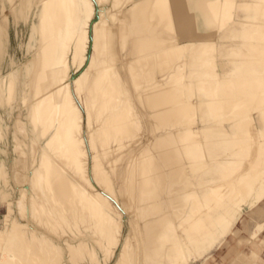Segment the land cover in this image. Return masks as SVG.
<instances>
[{"label":"rangeland","instance_id":"rangeland-1","mask_svg":"<svg viewBox=\"0 0 264 264\" xmlns=\"http://www.w3.org/2000/svg\"><path fill=\"white\" fill-rule=\"evenodd\" d=\"M3 1H4V4H5L8 12H7L6 18L3 19L2 13L0 11V24H1L0 30H2V31H0V40H2V42L0 41V46H2V51L0 53V74H2V75L6 74L9 71H11L13 68L14 98L7 105H5V106L0 105V118H1L2 131H3V140L0 141V165L3 166L2 169L6 171V174L4 177H6L5 180L8 181V182L7 181L3 182L2 180H4V178L0 179V191L12 193V195L7 196L6 199L3 200V198H1L2 195L0 192V231L4 230V228L8 227L10 225V222H11L12 218L14 217V215L16 216L17 215L16 213H18L17 208H13L14 210L10 209L8 211L7 207L5 206L6 205L5 203H7L9 201H11L12 204L16 203V200L20 196L18 189L17 190L15 189L16 186L14 185V181H16L17 175L19 176V171L21 168L20 169L16 168V164H15L16 163V154L13 152L14 141H13L12 137L16 136L17 138H19L22 141V143H20V145H21V149L26 154L24 159H25V162L27 163L28 169L30 168L31 163H32L31 154H30L31 153L30 148L32 149L31 146H34L37 149V153H39V154L42 153V150L46 149V147H44L45 146V139L39 138L37 133H36V130L34 132V130H32L33 127L30 124H28V121H27V117H28V113H29L28 107H29V104L31 102L30 95H31V92L33 91L31 86L30 87L28 86L24 92V95L26 98V103L25 104L22 103L23 85H25V83H31L30 79L32 78L31 76L33 75V71L35 70V66L32 65L31 60L35 56V54L37 53L36 44L38 42L37 41L38 37H37V33L35 32V26H36V23L38 20H37V15L35 12L36 11L35 5H36L38 0H31L28 4H25V5L22 3L17 5L15 14L13 13V11L9 10L10 7H9L8 0H0V7H1V3ZM75 1L76 0H65L64 3H65V5H72L73 6ZM80 1H82V0H78V2H80ZM88 1L89 0H87V1L83 0V5H82L83 7L81 6V9H82V11H85V15H86L85 17L88 18V19L85 18V20H87L88 22H90V21L94 22V24L92 25L93 27L91 26V22L88 23V25L86 24L87 25V28L85 27L86 29H83V30L80 29L81 31L79 30L77 32L78 34H76V36H75L76 40L74 39L72 41L71 39H69L66 41L65 46H67L68 44L72 45L71 42H73V46L69 45L72 48V54L70 53V56L69 55L68 56L70 57V59L74 58V56H75V58H76L75 60H77L76 62H79L81 60L80 58H82L81 56H84V55H85V58L87 59L86 56L92 52L90 50V46H92L93 43L95 42L92 40V39H94L93 37L96 36L97 32H101L100 34H98L101 37V40L99 42L100 44H98V42H97L94 44L95 46H92V47H94V50H95L94 52L96 53V51H97L96 54L94 53L93 58L95 60H97V59L103 60V59L109 57V59L111 58L112 63L114 65H117L119 63V60H121V61L123 60L122 56H124V55H122V54L126 53L127 48H125V51H124L123 45H125V43L123 42L124 39L121 38L120 35L117 36V38H118V41H117L115 34H114V36H108L106 34V32H107L106 29L110 28V30L112 32H116V27L118 30L121 29V27H120L121 25L119 23L117 25V19H119L118 17L121 18V14H120L121 12L120 11H121V8H123L124 6L122 5V3L120 4V2L115 3V6H114V3L110 4V2H111L110 0H101L103 2V3L101 2V4H98V3H100L99 0H94V2H92L93 0H90L91 2L90 1L89 2L91 3V5ZM222 2L224 3V2H226V0H224V1L222 0ZM231 2L232 1H230V3ZM230 3H228L229 5L226 4L227 7L230 6ZM84 4L88 5V6L84 7ZM89 5H90V7H89ZM102 5L103 6L105 5L104 9L106 6H109V5H112L115 8H112L109 12L104 11L105 14H107V15L102 16L101 14H104V12H103L104 9L103 10L101 9V8H103ZM119 5L122 7L117 8V6L119 7ZM194 6L196 7V10H198V8L201 5H196V3L193 2V4H191V7L194 9ZM233 6L232 7L230 6L231 9L230 8H226L227 10L224 9L225 11L221 12L220 15H217L216 19L211 22V24L213 22H215L216 25H214L215 24L214 23V24H212L211 27H208L207 25H205V23L208 22V15H206V13H204V12L198 11L199 13L197 15L200 16L199 22L201 21V23L204 24L203 25L204 26L203 31L198 32L200 34L197 33V36L202 37L201 42H202L203 46H201V48H203V51L202 50H200V51L199 50L198 51L193 50L192 55L194 57H191V55H190V58H189V52H190V48L192 47L191 45L195 44V42H198V37H191L189 35L188 36L187 35L182 36V38L180 39L181 44H179V46H177L176 49L175 48L173 49V47H172V44H174L173 41L176 42V40L179 37L177 38L176 36H170L169 35L167 42H164L162 45H160V49H162V54H161L162 59L165 57L166 58L161 60L162 64L159 65L158 69L160 71H164L163 69L167 68L165 70V71H167L169 69V67H167V66H170V64H171L170 67L175 66V64H173V63H176V65L179 66L173 75V76H175L174 81H176L175 84H174V82H173V84L176 85L175 88L177 87L178 89L172 88V87H174V85L172 84L171 90H169V92L170 91L171 92L169 94L174 93L177 96H179V98L177 96L174 97L175 100L177 99L176 101L174 100V102H175V104L180 103L181 105H184V108H183V110L179 111L180 114L177 111L178 112L177 117H178L179 121L177 119H174V117L177 113V112H174V115H173L174 117H173L171 122H173L172 128L173 129L175 128L174 130H177L176 132L174 131L175 134H180V139H182L184 142V144H183L182 140H180V144L181 145L183 144L185 146V147H183V149H184L183 156L185 155V157H184V159L182 158L181 159L182 161L180 163H178L177 165L179 166V165H183V164L189 162L191 164L192 169H190L188 172H185L184 174L180 173L179 177H178V180H180V182H178V180H177V183L174 185V187H172V189H174V188L180 189L181 188V190H180L181 192L179 191L178 195L181 198H182V196L184 197V199L182 198V200L185 201L187 205L184 204V202L182 204L181 203L182 200L180 201V199L176 201L177 203L174 202L175 204L173 203V206L171 203H169V205H167L168 203H166L164 200H162L163 201L162 203L164 205L166 204V206H165L163 212L162 211L159 212L158 209L154 210V207H153L156 204L155 201L159 202V200H161L160 199L161 194L156 192L157 190L155 191L153 188L151 189V187H148L145 191L142 192L144 194H142L141 192H136L135 194H137V195H134L136 199H132L133 194L129 191V189H127V187L124 185L121 188V186H122L121 183L123 181L124 182L127 181L128 183H129V181H131V179H129L130 177L128 178V180H125L130 175L126 176L124 179V176L122 175V172H121L123 170V168H122L123 164L122 163H123V161H125V162L127 161V157H129V156L131 157L132 154H135L136 150L138 152L139 145L140 146L143 145V144H141V141H143V138H140L141 135L143 134L142 131H144V132L146 131V130H144L145 125H144V123H142L143 120H142V118L140 120V116H139V114L141 115V113H142V108L139 105L138 99H136V94L133 92L132 87H130V86L127 87V85H124L125 89L127 90L125 92L126 93L128 92L127 95L129 98L131 96L130 93L132 92V103H131L132 106L130 105V108L127 107L128 104H126L127 103L126 100L128 101V97L124 93V91H121L119 94V98L121 100V102H120L121 103L120 104L121 109H119V106L117 107L118 109L115 108L116 110L112 109L113 113H115V111H116V113L114 114L115 117H118V116L123 117V118L125 117V123H123V125L121 127H119L121 131L120 130H118L119 132L117 131L118 132L117 136H121V134H122L121 132H123V130L125 128H126L125 131L127 130V128L130 130L127 132V134L124 138L119 137L120 139H117V140L113 139L114 140L113 141V140H111V137H109L110 142H109V140H108V142H109V146H110L109 150L111 151V148H117L118 146L123 145V144L127 145L128 143L132 142L133 140H136L137 138H139L138 144L131 147V149H130L133 151L130 152V150H129V151H127L128 152L127 153L126 152L127 147H125L126 149L123 147H120V148H122L121 150H119V151H121V153H119V151H118V152H115V154L113 153L114 155L109 154L110 156L108 155V157L105 158V157L100 155V153H102L104 151L101 150V147H99L100 145L96 142V141H98L96 139L97 137H94L95 139H93V140H90V138L87 137V140H86V138H83L84 134L81 131L82 134L80 133L78 135L79 137L77 136L80 141L79 140L77 141V139H75V144L77 145L79 143V147L77 148V150H78L77 154L81 158L85 157L87 159V162L85 160L83 162V164L81 165V166H83L86 164V166L82 167V170H84V172L86 174L83 171L78 170L77 179L79 177H80L79 179H82V177L84 179L86 175H89L88 172L90 170H93L97 167L96 168L97 170L100 168V172H102V173L104 172V174H107L108 179L106 178L107 177L106 176L105 182L110 181V183L108 185H110L111 189H113V191H111V189H109V191H108L109 186H107V188H106L107 190H106L105 189V187H106L105 182L104 183L99 182L100 183L99 184L98 181L94 180V178H92V177L90 178V181H88V185L89 184L92 185V186L89 185V187H91V188L93 187L92 191L96 192L97 193L96 195L98 196L97 199L92 203V206L94 207L95 211L99 215L93 214V213L90 214L91 217L93 218L92 221L97 223V225H95V228H97L96 230H98V232L100 233V231H99V230H101L100 228L103 226L106 227L107 224L109 223L108 227L113 232H112V235H111L109 241L105 240V237L102 238L103 239L102 243H104L103 244L104 248H100L99 250H97V252L95 251L93 253H89V254H91L90 257H92V258H90V257H86L87 259L83 258L84 259L83 260L84 262L82 261L83 264L84 263L85 264H113V263L114 264H116V263L117 264H122V263L123 264H264V199L257 202V196H259L257 189L255 191L256 193L253 194L254 196L251 195L252 193L251 194L249 193L250 195L247 194V196H244L246 193L243 194V192H245L244 189H246L244 187L245 183H250L251 181L256 180V184L262 183L264 186V180L261 179L262 182H260V178H262L260 176L263 175V172H264V168H263L264 167V149L259 151L257 149L258 144H255V146H254V141H252L255 136L261 137L260 140H262V138L264 137V133L263 134L260 133V135H259V133L257 131H255L256 129L254 128L252 123H251L252 126L250 123H246V122H248V121L250 122L252 120L251 119L252 115H250V113L254 114V113H256V111H260V109H262L263 111L262 110L261 111L264 112V72H263L264 71V62L262 63V60L256 61L257 63L254 61L255 64L252 63L253 66L257 67V66L262 65L263 69L256 68L255 71L254 70L250 71L249 70V69H251L250 67H253V66L250 64V67L247 66L248 69L246 67L243 68L242 64L248 58H246L245 56H243L241 54V53H243V49L241 47V44H242L243 38H245V37L251 38V41L249 43H246L247 46L252 45V46L256 47L254 49H257V47L259 48L260 46H263V44H264L263 43L264 42V33L261 31V28L258 27V23L255 22L254 19L261 17L264 20V15H263V13L257 14V12H251V15L249 14V19H248V21H251V23L250 22L246 23L245 26H247V28H249V29L247 30V28H246V30H245L244 29L245 26L242 28L241 24H239V25L233 24V20H235L233 17H234L235 12L237 11L236 9H234ZM98 9L100 11H98ZM119 9H120V11H117ZM89 11H91V12H89ZM86 12H87V14H86ZM98 14H100V15H98ZM118 14H120V15L118 16ZM67 15L68 14H66L64 19L67 20L69 23L71 21L74 22L77 20L76 16L70 15L68 17ZM97 15H98V17H97ZM231 16H232V18H231ZM66 17H68L70 19H68ZM205 17H206L207 21L205 20ZM96 18H100L101 20L100 19L96 20ZM216 20H217V22H216ZM245 20H247V18ZM252 21H254V22H252ZM254 23H256L257 26H255ZM209 24H210V22H209ZM249 24H251L252 26ZM89 26H90L91 30H89ZM91 27L95 28L96 31H95V29H92ZM98 28H99V31L97 30ZM233 28L237 29V33L235 32V34H234V32H233V34H231V35L230 34H227V35L224 34V32L227 31V29H233ZM258 28L260 31L258 30ZM85 31H87L88 36L84 35L86 33ZM80 32H83V33L81 34ZM90 34H91V36H89ZM101 34H104L105 37H103ZM70 36H71V34H70ZM86 36L90 37L88 42L91 45L89 43H86L87 45H84L85 42L88 40V38H87V40L86 39L84 40V38H86ZM113 38L115 39L116 42L114 41ZM90 39H91V41H90ZM257 39H258V41H257ZM111 40H113V41H111ZM255 42H257V43H255ZM81 43L85 47L83 45H81ZM119 43H121V45ZM259 43H260V45H259ZM103 44H104V46H103ZM97 45H99V46H97ZM242 46H243V44H242ZM81 47H82V49H81ZM103 47H105V49ZM169 47H172V49ZM85 48L87 51L84 50ZM163 48L166 49V51H167L166 54H164L165 50ZM239 49H240V51H239ZM80 50H82V51H80ZM99 50H102V51H99ZM75 51L77 52L76 55H75V53H76ZM260 51H262V50H260ZM115 52H117L115 55L114 54L111 55V53H115ZM238 52L239 53L241 52V53L239 54ZM258 52H259V49H258ZM172 53H174V54H172ZM259 53H261V52H259ZM259 53H256V55L258 56ZM108 54H109V56H108ZM198 55L199 56L200 55L205 56L206 61H207V63H206L207 65L204 64V66L206 65L207 67L206 66L203 67V65L200 63L201 60L200 59L198 60V58H197ZM262 55H264V54H261V56L259 55V57H262ZM76 56H78V57H76ZM167 56H169L168 57L169 59L167 58ZM115 57H116V59H115ZM256 58H258V57H256ZM186 60H188V61H186ZM246 61H245V63H246ZM177 63L178 64L180 63V64L178 65ZM194 63H195V66L193 65ZM227 63H230L231 64L230 68L232 66L233 68H231V69L234 70L233 72L231 70V73L229 72L230 74L228 73V75H231V76H227V77L225 76L226 78H224L222 76L218 77L216 75V70L218 69L217 65L218 66L222 65L223 66V67H221L222 69H229V68H226L225 64H227ZM240 63H241L242 68L240 67ZM189 64H192L193 67H189V66L187 67V65H189ZM233 64H236V66ZM247 64L249 65L248 61H247ZM61 66H62V68L60 70L64 71V72L62 71V74H61L62 76H60V78L62 77L61 82L58 81L60 79L59 78L57 80V82H55V85L53 86V88L51 87L49 89L52 91L51 93L57 101V107L59 106V108L61 109V111H60V109L58 108L59 112L57 111V114H59L60 112L62 113V109L64 111L65 107L68 108V106H69V109L75 108L77 110L76 111L77 114L79 113V115H81V116H79V117H81L80 118L81 119L80 120L81 126L80 125L79 126L82 127L83 124L84 125L89 124V127H91L90 128V131H91L93 126L96 128L97 125L92 124V123H94L93 117H90V115H88V113H86V111H87V109H85L86 106H84L83 105L84 103L82 102L84 97L86 96L85 94H87L88 89L87 88L86 89L81 88L82 89V91H81V89L76 87V88H74V90L76 92L79 91V94H78V92L76 94L75 93L72 94V92H75V91H73V87H74V85H73L74 81L73 80L75 78L76 79L78 78L77 75H79V72L81 70L78 72V70H75L73 67L72 68L74 70L71 69L70 62L68 64V66H67V64H63ZM215 66H216V68H215ZM115 67L112 68V71L115 70ZM162 67H164V68L162 69ZM234 67H236L235 69L236 70L238 69V70L235 71ZM66 68H69V71H67L65 73V71L68 70ZM188 68H190L189 71H188ZM242 70H244V71L246 70L245 73ZM241 71L243 73H241ZM186 72L188 73L187 76H186ZM66 74H67V76H65ZM91 78L93 79L92 82H94L95 85L96 84L106 85V87L101 91H102V93H105V91L109 92L110 97L109 96L107 97L108 100L110 99L112 101L117 97V94L115 93V91H111L112 85L109 84L110 77L108 79V75L106 73L104 74V76H93ZM102 78H103V80L101 81ZM104 78L106 80L107 79L108 80L106 81ZM249 79H252V80L253 79L260 80L261 79V81L256 83V84H252L251 82H248ZM62 80H64V81L62 82ZM117 82L121 83L122 81L118 79ZM237 82H238V84H237ZM234 83L236 84V86ZM249 83H251V85H253V86H251ZM107 84H109V85H107ZM218 84H220V85L222 84V85L220 86ZM226 84H227V87H226ZM68 85L70 87V89H69L70 91L67 90ZM237 85H238V87H237ZM240 86L242 88V90L239 89L240 92L242 91L241 94L238 91V88ZM82 87H85V86L82 85ZM234 87L237 88V90L236 89L233 90ZM71 88H72V90H71ZM130 90H132V91H130ZM174 90L177 92H174ZM69 93H70V95H69ZM111 93H113V94H111ZM181 95L184 98H182ZM70 97L72 100L69 101L68 99ZM3 99H4V93H2V100ZM198 100L206 101L207 105L208 104L211 105V103H212L211 107H214L215 109H212V108L207 106L206 110L203 111L201 114V112H199L198 106H196V103H198ZM250 100H252L255 105L253 104V102L251 105ZM181 101H182V103H181ZM216 102H218V104H215ZM122 103H124L123 106H121ZM249 105H251L252 107L254 106L256 109L254 107L253 108L249 107ZM250 109H252V110H250ZM124 112L125 113L130 112V113L125 114ZM132 113H133V115L135 114L133 119H135V118L136 119L134 121L139 122L138 125L136 124L137 127L134 125V122L131 123V120H133V119H132V117H130L131 116L130 114H132ZM19 114H20V119H21L19 121H23V123L25 124L26 129L28 131V137L27 138L22 137V135L19 134L18 132H16V129H15L14 121H15V119H17V116ZM107 114H109V112H107ZM85 116H87V117H85ZM234 116H238L240 121L237 125V127H238L237 129H236V126L234 128H232L234 130L236 129L235 130L236 134L234 132L235 135L231 133L232 136L231 135L229 136L232 129L227 130V128L231 124L230 121H233L232 118ZM91 118H92V120H91ZM126 118H127V120H126ZM138 118H139V120H138ZM86 119H87V121H86ZM84 121L86 122V124ZM129 121L131 124L129 123ZM105 123L107 125H105ZM160 123H164V120L163 121H159V120L155 121V124L158 127L155 125L154 131L155 130L156 131L152 132V133H154L151 135L152 137L155 135H159L162 132L160 130H162L164 124H160ZM239 124H241L240 126L243 127L242 129H241V127H239ZM242 124H243V126H242ZM245 124L247 126H245ZM103 125H104V127L105 126L107 127V129L105 128V132H107L108 128H110V127H117V126H113V125H116L114 122L109 123V121L104 122ZM126 125H129V126H126ZM79 126H76V128L79 129L80 128ZM213 126H214V128H213ZM220 126H222V127H220ZM250 126H251V128H249ZM122 127H123V129H122ZM202 127H205V128L210 127L209 128L210 130L206 129V131H207L206 132L205 130H202ZM136 128H137V130H136ZM157 128L159 129L160 132L158 131ZM211 128H213V129H211ZM244 128L247 131L246 130L244 131ZM173 129H172V131H173ZM198 129L199 130L201 129L202 133ZM234 130H232V131H234ZM239 130L242 134H239L240 133V132H238ZM242 130L244 132H242ZM187 131L190 134H187L186 133ZM218 131H220V134L223 133L222 135H224V137L221 136L223 138H221V137L218 138V136L216 135L217 133H219ZM224 131L225 132L229 131V133H225ZM108 132L113 133V131H108ZM184 132L187 135V137L184 134ZM255 132H257V133H255ZM119 133H121V134H119ZM145 134L149 135L147 132H145ZM200 134H202V135H200ZM226 134H228L227 136H229V139L227 138V136H225ZM236 135H238V136H236ZM80 136H81V138H80ZM135 137H136V139H135ZM201 137H202V145L204 143V147L202 145H199V144H201L200 143ZM196 139H198V141H195ZM263 140H264V138H263ZM76 141H77V143H76ZM149 141L150 142L152 141L153 142V143L151 142L152 144L155 143L153 138L151 140H148V142ZM206 141H209V142H206ZM146 142L147 141L143 142V143H145V145H143V146L147 145L146 147L148 149L146 147L145 148L147 150H145V148L143 150L141 149V151H145V152L138 156V157H140L139 158V164L141 162V165L145 164V163L152 162V160L155 158V154H157V152L160 151V149L159 150L155 149L154 145L152 147L151 143L149 144ZM85 143H87V144L85 145ZM210 143H212V144H210ZM232 143H233V145H232ZM245 144H246V146H245ZM247 144H249V145H247ZM245 147H246V151L244 150ZM120 148H118V149H120ZM150 148H153V149L150 150ZM226 149H230V151L229 150L226 151ZM233 149L235 151H233ZM98 150L99 151L101 150L100 153ZM148 150H150V151H148ZM192 150H195V152ZM86 152H88V153L86 154ZM154 152H155V154H154ZM186 152L190 155V157H188L189 155ZM192 152H194V153L192 154ZM225 152H228V155L225 154ZM82 153L84 155L86 154V156H84ZM204 153H205V155L202 156V154H204ZM230 153H232V154H230ZM48 155H49L50 159H53V161L56 159L54 157L53 152L48 151ZM223 155H224V157H223ZM229 155L231 156V157H229L231 159L227 158ZM193 156H195V157H193ZM220 157H223V158H220ZM185 158H186V161L184 162ZM187 158H189L190 160ZM92 159H93V161H92ZM218 159L222 160V163ZM223 159L226 161H224ZM227 160H229V161H227ZM95 161H96V164L94 167ZM179 161H180V158H179ZM217 161H218L217 167L214 168L215 171L213 170V173L210 171L207 174L206 171H207L208 165L215 164ZM98 162L100 163V165L98 164ZM219 162L222 165H220ZM224 162H227V164L225 163L227 166L224 164ZM223 164L226 167L225 166L222 167ZM88 166H89L90 170H88ZM219 166H220V168L221 167L222 168L220 169ZM66 167H64V168H66ZM166 168L167 167H165V170H166ZM23 169L26 170V167L25 168L23 167ZM85 169L88 172H86ZM140 169H141L140 172L136 171L133 176H136L139 179L146 177V176H149L148 173H144V171H146L148 169L145 170V168L143 169L142 167ZM249 169H251V170H249ZM65 170H66V172H68V167ZM223 170H225V171H223ZM192 171H194V175H192V173H193ZM189 172H191V173H189ZM139 173H140V175H139ZM152 173H150V176ZM206 174L208 176H205ZM209 174H211V175H209ZM241 174H244L245 176L241 175ZM119 176H121V177H119ZM190 176H192V177H190ZM203 176H205V177L203 178ZM136 177H134V178H136ZM221 177H223V178L221 179ZM224 177H227V178H224ZM184 178H186L188 180H186ZM189 178H191V179L189 180ZM219 178H220V180H219L220 183L218 182ZM235 178H236V181H235ZM248 178H249V180H248ZM106 180H108V181H106ZM221 180H223L222 183H221ZM216 181H217V185H213L214 182L216 184ZM5 183L10 185V186H5L6 185ZM25 183H28V181ZM95 183H97V185ZM232 183H233V185L231 186ZM101 184L103 186H101ZM177 184H179V185H177ZM43 187L40 186L39 189H41V191L39 190L40 191L39 193L40 194L42 193V195L44 197H46L45 194H47L48 192L50 193V191H49L50 189H48L47 186H43ZM45 187H46V189H45ZM236 187H238V188H236ZM12 188H13V190H12ZM42 188H43V190H42ZM231 188L234 190H232ZM47 189H48V191H46V193H45L44 191ZM99 189H101V190H99ZM229 189H230V191H228ZM104 190H106V191H104ZM151 190H153V191H151ZM110 191L113 192L114 194H110ZM247 191H248V189L246 190V192ZM98 192L99 193L101 192L100 195ZM215 193H217V194L220 193V194L217 196V195H215ZM240 193H242L243 195ZM173 194L175 195V193L171 192L170 196L173 197ZM196 194L198 196V199H196V197H195ZM164 195H163V197H164ZM211 195H213V196H211ZM232 195H234L236 197L233 196L234 197L233 198ZM139 196H141V199ZM74 197H76L75 201H78V202L80 201L79 202L80 204H81V200L84 201V199H82V198L79 199V197L76 195ZM211 197H214V198H211ZM243 197H246V198H243ZM249 197H252V198H249ZM210 198L215 200V201H213V200L210 201ZM219 198H221V199H219ZM225 198L228 199V200H225V203L227 201L226 204L235 200L234 203L235 202L237 203V204H235L236 206L241 205L240 209H239V207H237L239 209L238 210L236 208V206L233 205L234 204L233 202L230 203L231 205L228 204V205L224 206L225 203L222 204L223 203L222 199L224 200ZM253 198H254V200H256L255 203L252 200ZM195 199H196V201H195ZM249 199H250V201H249ZM109 201H110V203H109ZM179 201H180L179 205L181 204L180 206L178 205ZM228 201H230V202H228ZM248 201H249V204H251V203L252 204L254 203V204L249 205ZM136 203L137 204L141 203V204H140V206H138ZM193 204H194L195 208L192 207ZM219 204H221L220 207H219ZM45 205H46V203H45ZM47 205H51V203L49 204L47 202ZM111 205H113L114 207H111ZM170 205L173 208H171ZM175 205H176V207H175ZM183 205H184V207L187 206L186 208H184L186 210H183ZM134 206H136V207L138 206V207L133 209ZM190 206H191V208H189ZM211 206H212V208H211ZM221 206H222V209H221ZM233 206H235V207H233ZM259 206L262 208L261 212L258 213L257 215L256 214L253 215L251 212L256 211L255 209ZM180 207H181V210H183L185 213L183 211H182V214L180 213L181 212V210H179ZM218 207H219V209H218ZM166 208H167V210L165 211ZM170 208H171V211H173L174 213L170 211ZM176 208H177V210H179V212L175 211ZM196 208L198 209V211L195 210ZM111 209H113V210H111ZM136 209H137V211H135ZM138 209H140V211ZM191 209H192V212L194 211L193 213H191L193 215H190V213H188V212H191ZM168 210H169V212H168ZM79 211H78V213H79ZM84 211L85 210H83V213H82V211L80 212L83 216L85 215ZM144 211L147 212V214ZM151 211H152V215H151ZM105 212L107 213V215L105 214ZM149 212H150V214H149ZM176 212H178V213L176 214ZM85 213H86V211H85ZM134 213H135V216H134ZM143 213H144V215H143ZM156 213H157V215L159 213L158 216H160V213L161 214L165 213V218H161L160 224H159L158 237L160 239L156 238L157 239V241L155 243L156 245L153 247L152 251L144 252L141 250L142 246H143V240H142L143 235L141 234L139 228H141V225L145 221H148L152 217H153L152 219H154V217L156 218L157 217ZM169 213L170 214L172 213L173 215L172 214L170 215ZM186 213L188 215H186ZM195 213H197L196 214V215H198L197 218L200 219V220L198 219V221L199 222L201 221L200 222L201 224L199 222L196 223L197 222L196 218H195L196 222L193 223L194 217H196ZM81 214L78 217L79 219H80ZM174 214L179 215L180 218H181V215H183L181 218L182 221H181V219L176 217V215H174ZM169 215H170V217H169ZM184 215H186L185 218H184ZM83 216H81V217H83ZM100 216H101V218H100ZM109 216L111 218H109ZM191 216H193V220H192ZM126 217H128V218H126ZM133 217H136L137 219H135ZM174 217H175V219H174ZM189 217H190L191 221L188 220ZM168 218H170V219L168 220ZM111 219H113V220H111ZM134 219H135V222L133 221ZM141 219L144 221L140 222ZM177 219L180 221H178ZM101 220H102V222H101ZM137 220L139 222H137ZM130 221H132V222H130ZM21 222H23V221H21ZM79 222L81 224L82 221L76 220L77 224L75 223L77 225L76 227L78 228V229H76V230H78L77 234H81V232L82 233L84 232V230L82 229L83 223L81 224L82 226L80 227V224H78ZM180 222L182 224H180V226H179L178 224ZM137 223H138V225H137ZM202 223L204 225H202ZM190 224H192V225H190ZM198 224L200 226H202L204 229V230H202L203 233L201 232V234H202L201 236H200V234H198V235L196 234V232L198 233L199 229L201 228V227L199 229L196 228L198 226ZM32 225H34V224H32ZM113 225L116 226L115 230H114ZM136 225L138 226V231H137ZM98 226L99 227L101 226V227L99 228ZM132 226H134V227H132ZM162 226H163V228L166 226L164 228V230L162 228L163 231L161 230V232L163 234H161V232H160V229ZM184 226H185V228H184ZM186 226H189V227H186ZM192 226H193V228H192ZM204 226L209 227V229L206 228V230H205ZM119 228H121V229H119ZM182 228L183 229L189 228V230L194 229L192 231V233H194L197 236L195 237V235H191L194 238L193 239L191 238L190 240L188 239L186 241V239H185L186 236H184V235L180 236L179 235V234H183L185 231H187V230H182ZM70 229H71V227H70ZM74 229L75 228L72 226V229L70 231L66 232V235H68L67 238H70V236L72 237L71 234H75L76 230L74 231ZM201 229H200V231H201ZM65 230H66V228H65ZM116 230L118 231V234L115 232ZM71 231H73V233H71ZM123 231H125V232H123ZM181 231H182V233H181ZM98 232H96V233L99 236ZM186 234H187V238L190 237V236H188L189 233H186ZM190 234H191V231H190ZM160 235H162V236H160ZM54 236L52 234L49 235L50 238H54ZM119 236H121V237H119ZM0 237H1V235H0ZM80 237H81V235H80ZM182 237H185V238H182ZM198 237H200V238H198ZM67 238H65V239H67ZM118 238L120 239V241L118 240ZM180 238H182V240H180ZM144 239H145V237H144ZM54 240H56V242L58 244H59V242H61L60 241L61 239L57 238V237H55ZM176 240L178 241V243L180 242L181 245L180 244L177 245ZM184 240H185V242H184ZM88 241H89L88 242L89 244L92 243V239L88 240ZM108 242L111 244H109ZM115 242H116V244H115ZM184 243H185V245H183ZM113 244H115V246ZM59 246H63V244H60ZM121 246L124 247L125 249H121L122 251L121 250L119 251L118 248H120ZM158 248H159V250H158ZM164 248H166L165 249L166 251L164 250ZM173 249H174V251H173ZM139 250H141L143 255L140 253ZM155 251H158V255H157V252H155ZM64 252H65V250L62 249V253H64ZM87 252H89V250H85V251L83 250L82 254H81V252H80V254L79 253L78 254L79 255L84 254V256H85L88 254ZM121 252H123V254ZM160 252H163V253L161 254ZM171 252H173L172 255L174 254L176 256L173 257L174 256L173 255L170 257L169 255H171ZM239 253H241V254H239ZM111 254H113V255H111ZM144 254H148V255H144ZM121 256L122 257L124 256L123 259ZM163 256H165V259ZM91 259H92V261H91ZM67 263L68 264H70V263L76 264V262L73 263L69 260L67 261ZM80 263L81 262H79V264Z\"/></svg>","mask_w":264,"mask_h":264},{"label":"bare ground","instance_id":"bare-ground-1","mask_svg":"<svg viewBox=\"0 0 264 264\" xmlns=\"http://www.w3.org/2000/svg\"><path fill=\"white\" fill-rule=\"evenodd\" d=\"M30 1L31 0H8L9 7H10L9 10L13 11V13L15 14L17 5H19L21 3L25 5V4H28ZM64 1L65 0H38L36 5H35V7H36L35 12L37 15V20H38L36 23V26H35V32L37 33V37H38L37 41L38 42L36 44L37 53L35 54V56L31 60L32 65L35 66V70L33 71V75L31 76L32 78L30 79L31 83H25V85H23L22 103L23 104L26 103V98H25L24 92L28 86L29 87L31 86L33 91L31 92V95H30L31 102H30L29 107H28L29 113H28L27 121H28V124H30L33 127L32 130H34V132L36 130L38 137L45 139V146L44 147H46V149L42 150V153L39 154V153H37V149L34 146H31L32 147V149L30 148L31 153L30 152L29 153L31 154L32 163H31L30 168L28 169L27 163L25 162V159H24L26 154L21 149V145H20V143H22V141L19 138H17L16 136L12 137L13 141H14L13 152L16 154V163H15L16 168H19V169L21 168L19 171V176L17 175L16 181H14V185L16 186L15 189L16 190L18 189L20 196L16 200V203L12 204L11 201L5 203L6 204L5 206L7 207L8 211L10 209L14 210L13 208H17L18 213H16L17 214L16 216L14 215V217L12 218V220L10 222V225L8 227L4 228V230L0 231V235H1V237H0V264H66L68 260L73 262V263L76 262V264H79V262L82 263V261L86 257L91 256V254H89V253H93L95 251L97 252V250H99L100 248H104V245H103L104 243H102L103 242L102 238L105 237V240H107V241L110 240V237H111L113 231H111V229L108 227L109 223L107 224L106 227L103 226L104 228L101 226H100L101 227L100 228L98 226L101 229V230H99L100 231V233H99L98 230H96L97 228H95V225H97V223L92 221L93 218L91 217L90 214H92V213L98 214L95 211L94 207L92 206V203L97 199L98 196L96 195L97 194L96 192L92 191L93 187L91 188V187H89L90 184L88 185V181H90L91 177L94 178V180L98 181V183L99 182L104 183L105 179L106 178L108 179V176H107V174H104V172L103 173L100 172V168L97 170L96 169L97 167H96L95 169L90 170L89 166H88V170H90V171L88 172V171H86V169H85V171L88 172L89 175H86V176L84 175L85 176L84 179H83V177H82V179H79L80 177L77 179L78 170H81L84 172V170H82V167L86 166V164L83 166H81V165L83 164V162L85 160L87 162V159L85 157L81 158L77 154V152H78L77 148L79 147V143L76 145L75 139H77V141L79 140L78 135L81 133V131L84 134L83 138H86V140H87V137H89L90 140H93V139H95L94 137H97L96 139L98 141H96V142L100 145L99 147H101V150L104 152L100 153L101 150L100 151L98 150V151H99L100 155L105 157V158H107L109 154L110 155L113 153L115 154V152H118L119 150H121L122 148H120V147H123V148L127 147V150H126V152H127L131 149V147L138 144L139 138L136 139V137H137L136 136L135 137L136 140H133L132 142L128 143L127 145L123 144L124 146L120 145L117 148H111V151L109 150L110 149V146H109L110 138L109 137H111V140H113V139L117 140V139H120L121 137L124 138L126 136L127 132L130 130L127 128V130L125 131V129H126L125 128L123 130V132H121L122 134L119 133V134H121V136H117L118 135L117 133L119 132L118 130H120L119 127H121L123 125V123H125V117L124 118L120 117V116L115 117V115H114L116 113L115 108H117L119 106V109H121L120 108L121 100L119 98L120 92L124 91V93L126 95L128 93V92L127 93L125 92L127 90L125 89L124 85H127V87L128 86L132 87L133 92L136 94V99H138L139 105L142 108V113H141L142 116L139 114L140 120L142 118V120H143L142 123H144V125H145L144 130H146L145 132H147L149 135H146L145 132L142 131L143 134L141 135L140 138H143V141H141V144L145 145V143H143L145 141H147L146 143L150 144L152 141L148 142V140H151L153 138L155 143L154 144H152L153 142L151 143L152 147L154 145V148L157 150L160 149V151H158L157 154H155V152H154L155 158L152 160V162L145 163V164L141 165V162L139 164V158L140 157H138V156L145 152V151H141V149L143 150L147 145L146 146L142 145L143 147L139 145L138 152L136 150L137 153L135 152V154H132L131 157L130 156L127 157V161L126 162L123 161V163H122L123 164L122 165L123 170L121 172H122V175L124 176V179L126 176L130 175L125 180H128V178L130 177L129 179H131V181H129V183L127 181H125V182L123 181L121 183L122 184L121 188L123 187V185L126 186L127 189H129V191L133 194L132 199H136L134 196V195H137V194H135L136 192L142 193L148 187H151V189L153 188L155 191L157 190L156 192L161 194V196L159 195L161 198L158 196L161 200H159V202L155 201L156 204L153 207H154V210L158 209L159 212L160 211L163 212L164 208L166 206V204L164 205L162 203L163 202L162 200H164L166 203H168L167 205H169V203H171L173 206V203L176 202L177 200L180 199V201H181L182 198L184 199L183 196L181 198L178 195L181 188L180 189L179 188L172 189V187H174V185L177 183L179 174L180 173L184 174L185 172H188L190 169H192L191 164L189 162L185 163L183 165H179V166L177 165L178 163H180L182 161L181 159L182 158L184 159V157H185V155L183 156V154H184L183 147H185V146L183 145L184 144L183 140L180 139V134H175V132L177 130H174L175 128L174 129L172 128L173 122H171L173 117H174L173 116L174 112H177V111L179 112L180 110H183V108H184V105H181L180 103L175 104L174 97L177 96L176 94H174V93L169 94L171 92V91L169 92V90H171L173 82H174V84L176 82V81H174L175 76H173V75L179 66H177L176 63H173V64H175V66L170 67L171 66V64H170V66H167V67H169V69L167 71H165L167 68L163 69L164 67H162V69L165 72L160 71L158 69L159 65L162 64L161 60L166 58L165 57L162 59V55H161L162 49H160V45H162L164 42H167L169 35L170 36H176L177 38L178 37L179 38L176 40V42L173 41L174 44H172L173 49L174 48L176 49V47L179 46V44H181L180 39L182 38V36H185V35L188 36L189 35L191 37H198V42H195V44L191 45L192 47L190 48L189 58H190V55H191V57H194L192 55L193 50H197V51L202 50L203 51V48H201V46H203L202 42H201L202 37L197 36V33L203 31V29H204L203 25L204 24H202L201 21L199 22L200 16L197 15L199 13L198 11L204 12V13H206V15H208V22L205 23V25H207L208 27H211L212 24L215 23V22H213L211 24V22L216 19L217 15H220L221 12L225 11L224 9H226V8L231 9V7L233 5H234L233 6L234 9L237 10L234 14V17H233L235 19V20H233V24L234 25L241 24L242 28L246 25V23H248V22L251 23V21H248L249 14L251 15V12H257V14L263 13V15H264V0H234V1L233 0H226V2H224V3L222 2V0H110L111 1L110 4L114 3V6H115V3L120 2V4L122 3V5L124 7L121 8V11H120V9L117 10V11L121 12L120 13L121 18L118 17L119 19H117V25L119 23L121 25L120 26L121 29L118 30L116 27V32H112L110 30V28H108V29H106V31H107L106 34L108 36H114V34H115L116 38L118 35H120L121 38L124 39V41L122 39L121 40L126 45L125 46L122 44L124 46L123 47L124 51H125V48H127L126 53L121 49L125 53V54H122V55H124V56H122L123 60L122 61L119 60V63L117 65H114L112 63L111 58L109 59V57H107L103 60H98V59L95 60L93 58L95 50H94V47H92V46H95L94 44L97 42H98V44H100L99 42L101 40V37L98 34H100L101 32H97L96 36L93 34L95 37H93L94 39H92V40L95 42L93 43L92 46H90V50L92 52L86 56L87 59L85 58V55L81 56L82 58H80L81 60L79 62H76L77 60H75L76 59L75 56H74V58L70 59V57H69L70 53L72 54V48L70 46H73V42H71L72 45L67 43L68 45L65 46L66 41L69 39H71L72 41L74 39L76 40L75 36H76V34H78L77 32L80 29L81 30L86 29L88 23H90V22H91V26H92L94 24V22H92V21L88 22L87 20H85V18H86L85 17L86 16L85 11H82V9H81V6L83 5V0L80 2H78V0H76L73 6L72 5H65ZM84 1H87V0H84ZM230 1H232L231 2L232 4L230 3ZM92 2H94V0ZM99 2L100 3H98V4H101L102 1L99 0ZM193 2L196 3V5H201L198 8V10H196L195 6H194V9L191 7V4H193ZM228 3H230L231 7L230 6L227 7L226 4H228ZM90 5H91V3H90ZM90 5H89V7H90ZM85 6H88V5L84 4V7ZM104 6H103V8H101L102 10L104 9ZM120 7H122V6H120V5H119V7L117 6V8H120ZM112 8H115V7H113L112 5L106 6L105 9L103 10V12L104 11L109 12ZM6 10L7 9H6V6H5L4 1H3L1 3V7H0V11L2 13L3 19H5L7 16L8 10L7 11ZM98 11H100V10L98 9ZM89 12H91V11H89ZM105 12H104V14H101V15L102 16L107 15V14H105ZM66 14H68L67 15L68 17L70 15L76 16L77 20L75 19L76 21H74V22L71 21L69 23L67 20L64 19ZM86 14H87V12H86ZM120 14H118V16ZM98 15H100V14H98ZM98 15H97V17H98ZM68 17H66V18H68ZM100 18H96V20H98ZM231 18H232V16H231ZM246 18H247V20H245ZM68 19H70V18H68ZM86 19H88V18H86ZM205 20H206V17H205ZM254 21L258 23V27H260L261 31L264 33V27H263L264 26V20H263V18L258 17L256 19H254ZM254 21H252V22H254ZM209 22H210V24H209ZM216 22H217V20H216ZM254 24H255V26H257L256 23H254ZM214 25H216V23ZM249 25H251V24H249ZM0 26H1V24H0ZM99 28L97 29L98 31H99ZM246 28H247V26L244 27L245 30H246ZM92 29H95V28H92ZM248 29L249 28H247V30ZM89 30H91L90 26H89ZM258 30H259V28H258ZM0 31H2V30H0ZM95 31H96V29H95ZM85 32L86 33L84 35H87V31H85ZM233 32H234V34H235V32L237 33V29H235V28L227 29V31H225L224 34H226V35L230 34L231 35V34H233ZM80 33L82 34L83 32H80ZM70 34H71V36H70ZM198 34H200V33H198ZM101 35L103 37H105L104 34H101ZM87 36H86V38H84V40L85 39L87 40V38H88V40L86 42L84 41L85 42L84 45H87L86 43H89L88 41H89L90 37H87ZM89 36H91V34ZM0 41L2 42V40H0ZM90 41H91V39H90ZM111 41H113V40H111ZM114 41H115V39H114ZM117 41H118V38H117ZM250 41H251V38H247V37L243 38V40H242L243 46L241 44V47L243 49V53H241V52L240 53L243 56H245L246 58H248L246 60L249 62V65H248L247 61L245 60L246 61V63H245V61L243 60L244 61V63L242 64L243 68H245V67L247 68V66L250 67V64L252 65V63H254V61L256 62L258 60H262V63L264 62V55H262V57H259V55L261 56V54H264V44H263V46H260L261 48L257 47V49H254L256 47H254L252 45L251 46L246 45V43H249ZM257 41H258V39H257ZM255 43H257V42H255ZM119 44L121 45V43H119ZM81 45H83V44L81 43ZM259 45H260V43H259ZM97 46H99V45H97ZM103 46H104V44H103ZM172 47H169V48L172 49ZM103 48L105 49V47H103ZM81 49H82V47H81ZM163 49L165 50V51L163 50L164 54H166L167 53L166 49L165 48H163ZM258 49H259V52H261V53L258 52ZM84 50L87 51L86 48ZM260 50H262V51H260ZM1 51H2V46H0V53H1ZM80 51H82V50H80ZM99 51H102V50H99ZM239 51H240V49H239ZM96 53H97V51H96ZM116 53L117 52L111 53V55H113V54L115 55ZM256 53H259L258 56L256 55ZM76 54H77V52L75 53V55ZM172 54H174V53H172ZM108 56H109V54H108ZM255 56L258 57L259 59L256 58ZM76 57H78V56H76ZM168 57L169 56H167V58ZM197 58H198V60L199 59L201 60L200 63L203 65V67H205L207 65L206 64L207 61H206L205 56H203V55L199 56L198 55ZM115 59H116V57H115ZM186 61H188V60H186ZM69 62H70L71 69L74 68L75 70H78V72L81 70L79 72V75H77L78 78L76 79L74 77L75 79L73 80L74 81L73 82L74 83L73 84L74 85L73 91H75L74 88H76V87L79 89H81V88H83V89L87 88L88 89V91L86 90L87 91V94H85L86 96L84 97L83 101L82 100L81 101L84 103L83 105L86 106L85 107V109H87L86 113H88V115H90V117H93L94 123H92V124L97 125L96 128L93 126L91 131H90L91 127H89V124H86L85 121L84 122L86 125L83 124V126L80 127L81 126L80 125L81 124V122H80L81 117H79V116H81V115H79V113L77 114V112H76L77 110L75 108L70 107L71 109H69V106H68V108H66V107L64 108L65 109L64 111L62 109V113L60 112L59 114H57L59 106L57 107V101L53 97V95L51 93L52 91L49 90L51 87L53 88V86L55 85V82H57V80L60 78V76H62L61 74H62L63 70L62 71L60 70L62 68L61 65L67 64V66H68ZM241 63H240V67L242 68ZM204 64H206V65L204 66ZM236 64H233V65L236 66ZM193 65L195 66V63ZM225 65H226V68H229V69H222L221 68V67H223L222 65H220V66L217 65L218 69L216 70L215 69L216 66H215L214 69L216 70V75L218 77L222 76V77L226 78L227 76H231V75H228L229 72L231 73V70H232V72L234 71L233 69H231V68H233L232 66L230 68V65H231L230 63H227ZM188 66L193 67L192 64L187 65V67ZM113 67H115L114 71H112ZM235 68L236 67H234V69ZM250 68H251V69H249L250 71L251 70L255 71L256 68L263 69V66L262 65L257 66V67L253 66ZM66 69H68V70H66L65 73L67 71H69V68H66ZM189 70H190V68H188V71ZM237 70L235 69V71H237ZM242 71H244V70H242ZM242 71H241V73H243ZM245 71H244V73H245ZM105 73L108 75V79L110 77L109 84L112 85L111 91H115V93L117 94V97L116 98L114 97L115 99L112 101L110 99L109 100L107 99L108 96L110 97L109 92L105 91V93H102V91H101L106 87V85H102V84L101 85H98V84L95 85V83L92 82L93 79L91 77H93V76H104ZM187 74L188 73L186 72V76H187ZM65 76H67V74ZM13 77H14L13 68L11 71H9L6 74H3V75L0 74V105L5 106L10 101H12L14 98ZM61 79H62V77L58 81L61 82ZM118 79L121 80L122 82L118 83L117 82ZM102 80H103V78L101 79V81ZM63 81L64 80H62V82ZM260 81H261V79L260 80H257V79H253V80L249 79L248 80V82H251L252 84H256ZM251 83H249V84L251 85ZM109 84H107V85H109ZM237 84H238V82H237ZM82 85L85 87H82ZM218 85H220V84H218ZM175 86L176 85H174V87H172V88H175ZM235 86H236V84H235ZM251 86H253V85H251ZM226 87H227V84H226ZM237 87H238V85H237ZM69 89H70V87L68 85L67 90H69ZM235 89L237 90V88L234 87L233 90H235ZM239 89L242 90L241 86L238 88V91H239ZM71 90H72V88H71ZM81 91H82V89H81ZM130 91H132V90H130ZM77 92L79 94V91H77ZM77 92L76 91L72 92V94H74V93L76 94ZM174 92H177V91L174 90ZM241 92H240V94H241ZM2 93H4V99L3 100H2ZM70 93H69V95H70ZM111 94H113V93H111ZM130 94H131L130 98L127 95L128 101L126 100V102H127L126 104H128L127 107H129V108H130V105L132 103V92ZM177 97L179 98V96H177ZM182 98H184V97L182 96ZM68 100L69 101L72 100L71 97ZM182 101H181V103H182ZM250 102H251L250 104L252 105L253 101L250 100ZM215 104H218V102H216ZM253 104H254V102H253ZM123 105H124V103H122L121 106H123ZM251 105H249V107L253 108L254 106L252 107ZM196 106H198L199 112H201V114L203 111L206 110L207 106L212 108V109H215L214 107H211L212 103H211V105H209V104L207 105V102L203 101V100H198V103H196ZM112 109H115L114 110L115 113L112 112ZM250 110H252V109H250ZM261 110L262 109H260V111H256V113H254V114L250 113V115H252V117H253V118L251 117L252 122L251 121L246 122V123H250V124L252 123L254 128L256 129L255 131H257L259 133V135H260V133H262V134L264 133V112H262L263 110L262 111ZM60 111H61V109H60ZM107 112H109V114H107ZM178 112L176 113V115H175L176 118L174 117V119L178 120V117H177ZM129 113H125V114H129ZM179 114H180V112H179ZM130 115H131L130 117H132V119H133L135 114L133 115V113H132ZM87 116H85V117H87ZM135 119L131 120V123L134 122V125L136 126V124L138 125L139 122L134 121ZM19 120H21L20 114L17 116V119H15V121H14L16 132L21 134L22 137L27 138L28 137V131L26 129V126L23 123V121H19ZM91 120H92V118H91ZM126 120H127V118H126ZM138 120H139V118H138ZM156 120H159V121L164 120V123H160V124H164L165 127L164 126H163V128L161 127L162 130H160V131H162V132L159 135H155L152 137L151 135L154 134L152 132L156 131V130L154 131L155 125H156L155 124ZM232 120L233 121H230L231 124L227 128V130L228 129L231 130L235 126H236V129L238 128L237 125L240 121L238 116H234L232 118ZM86 121H87V119H86ZM107 121H109V123L114 122L116 124L113 126H117V127L108 128V131H113V133H110L108 131L105 132V128L107 129V127L106 126L104 127L103 124H104V122H107ZM129 123H130V121H129ZM252 124H251V126H252ZM105 125H107V124L105 123ZM129 125H126V126H129ZM240 125L241 124H239V127H241ZM76 126H79L80 128L77 129ZM214 126H213V128H214ZM242 126H243V124H242ZM245 126H247V125L245 124ZM251 126L249 128H251ZM220 127H222V126H220ZM171 128L173 129V131ZM209 128L208 127H206V128L202 127V130L206 131V129H209ZM213 128H211V129H213ZM242 128L243 127H241V129ZM122 129H123V127H122ZM136 130H137V128H136ZM202 130L200 129L199 131H201V133H202ZM232 130H234V129H232ZM232 130H231L229 136L230 135L232 136V134H234V132L236 134V131L235 130L232 131ZM245 130L246 129L244 128V131ZM158 131H159V129H158ZM188 131L186 133L190 134V133H188ZM244 131L242 130V132H244ZM218 132L219 133L216 134L218 136V138L221 136L224 137V135H222L223 133L220 134V131H218ZM238 132H240V130ZM257 132H255V133H257ZM225 133H229V131L225 132ZM184 134H185V132H184ZM239 134H242V133L240 132ZM200 135H202V134H200ZM227 135L228 134H226L225 136H227ZM229 136H227L228 139H229ZM236 136H238V135H236ZM186 137H187V135H186ZM223 137H221V138H223ZM80 138H81V136H80ZM263 138H262V140H260L261 137L255 136L252 140V141H254V146H255V144H258V146L257 145L256 146H257V149L259 151L264 149ZM2 140H3V131H2L1 118H0V141H2ZM108 140H109V142H108ZM180 140H182V142H183L182 145L180 144ZM77 141H76V143H77ZM195 141H198V139H196ZM206 142H209V141H206ZM200 143L201 144H199V145H202V137H201ZM86 144L87 143H85V145ZM210 144H212V143H210ZM232 145H233V143H232ZM247 145H249V144H247ZM202 146L204 147V143ZM245 146H246V144H245ZM118 148H120V149H118ZM146 148H145V150L148 149V148L147 149ZM151 149H153V148H150V150ZM234 149H233V151H235ZM150 150H148V151H150ZM227 150L230 151V149H226V151ZM244 150L246 151V147ZM48 151L53 152L54 157L56 158L54 161H53V159L49 158ZM131 151H133V150H130V152ZM192 151L195 152V150H192ZM88 152H86V154ZM194 152H192V154ZM119 153H121V151H119ZM86 154L85 155L83 154V155L86 156ZM225 154L228 155V152H225ZM230 154H232V153H230ZM204 155H205V153L202 154V156H204ZM224 155H223V157H224ZM188 157H190V155ZM193 157H195V156H193ZM223 157H220V158H223ZM229 157H231V156L229 155L227 158H229ZM179 158H180V161H179ZM93 159H92V161H93ZM187 159H189V158H187ZM229 159H231V158H229ZM218 160H220V159H218ZM185 161H186V158H185L184 162ZM220 161L222 163V160H220ZM224 161H226V160H224ZM227 161H229V160H227ZM217 163H218V161L215 164L208 165L206 173L208 174V172H210V171L213 173V170L215 171L214 168L217 167ZM221 163H220V165H222ZM225 163L227 164V162H224V164ZM95 164H96V161L94 162V167H95ZM98 164L100 165L99 162H98ZM224 164L222 167H224L226 165V164L225 165ZM63 166L68 167L69 173L66 172V170H65L67 167L64 168ZM23 167L24 168L26 167V170H24ZM141 167L143 169L145 168V170L148 169V170L144 171V173H148L149 176H146V177L139 179L138 177L133 176V175L135 174L136 171L140 172ZM165 167H167L166 170H165ZM2 168H3V166L0 165V179L4 178V180H2V181L6 182L7 181V180H5L6 177H4L6 174V171L3 170ZM219 168H220V166H219ZM249 170H251V169H249ZM223 171H225V170H223ZM192 172H193L192 175H194V171H192ZM150 173H152L151 176H150ZM189 173H191V172H189ZM207 174L205 176H208ZM139 175H140V173H139ZM209 175H211V174H209ZM241 175H244V174H241ZM205 176H203V178ZM119 177H121V176H119ZM134 177H136V178H134ZM190 177H192V176H190ZM260 177H262V178H260V182H262L261 179L264 180V172H263V175H261ZM222 178L223 177H221V179ZM224 178H227V177H224ZM184 179H186V178H184ZM190 179L191 178H189V180ZM186 180H188V179H186ZM219 180H220V178L218 179V182H219ZM248 180H249V178H248ZM27 181H28V183H25ZM106 181H108V180H106ZM222 181L223 180H221V183H222ZM235 181H236V178H235ZM178 182H180V180H178ZM105 183H106L105 189L107 188V186L110 187V185H108L110 183V181L105 182ZM95 184L97 185V183H95ZM102 184H101V186H103ZM179 184H177V185H179ZM213 185H217V181H216V184L214 182ZM232 185H233V183L231 184V186ZM5 186H10V185L6 184ZM40 186L41 187L47 186V188L50 189L49 190L50 193L48 192L47 194H45L46 191H48V189L44 191L45 192L44 194L46 195V197H44L42 195V193L41 194L39 193L41 191V189H39ZM90 186H92V185H90ZM109 187H108V191H109V189H111V187L110 188ZM244 187L246 188V189H244L245 192H243V194L246 193L244 196H247V194H249V193L250 194L252 193L251 195L254 196L253 194L256 193L255 191L257 189V192L259 194V196H257V202L264 199V186L262 183L256 184V180H253L250 183H245ZM43 188H42V190H43ZM236 188H238V187H236ZM45 189H46V187H45ZM247 189H248V191L246 192ZM12 190H13V188H12ZM99 190H101V189H99ZM106 190H104V191H106ZM232 190H234V189H232ZM111 191H113V189H111ZM111 191H110V194H114ZM151 191H153V190H151ZM228 191H230V189ZM171 192L175 193V195L173 194V197L170 196ZM100 193H99V195H100ZM142 194H144V193H142ZM219 194L215 193V195H217V196ZM240 194H242V193H240ZM1 195H2L1 198H3V200H4V199H6L7 196L12 195V193L11 192H9V193L8 192H1ZM75 195L78 196L79 199H81V198L84 199V201L81 200V204L79 203L80 201L79 202L75 201V199H76V197H74ZM163 195H164V197H163ZM211 196H213V195H211ZM233 196L234 195H232V197ZM139 197L141 199V196H139ZM195 197H196V199H198L197 194ZM214 197H211V198H214ZM234 197H236V196H234ZM211 198H210V201L213 200ZM243 198H246V197H243ZM249 198H252V197H249ZM196 199H195V201H196ZM219 199H221V198H219ZM225 200H228V199H226V198L224 200L222 199V202H223L222 204L225 203ZM252 200L255 203L256 200H254V198ZM180 201L178 202V205H179ZM213 201H215V200H213ZM230 201H228V202H230ZM234 201L235 200L231 201L230 203H232V202L234 203ZM249 201H250V199H249ZM249 201H248V204H249ZM47 202L49 204L51 203V205H47ZM183 202H184V204H186V202L182 200L181 203L183 204ZM45 203L47 206L45 205ZM109 203H110V201H109ZM226 203H227V201H226ZM226 203L224 204V206L230 204V203H228V204H226ZM140 204L141 203H138L137 205L140 206ZM235 204H237V203L235 202L233 205H235ZM253 204L251 203L249 205H253ZM220 205L221 204H219V207H220ZM172 206H171V208H173ZM212 206H211V208H212ZM235 206H233V207H235ZM240 206L238 205V206H236V208L239 207V209H240ZM111 207H114V206L111 205ZM137 207L134 206L133 209H135ZM175 207H176V205H175ZM186 207H184V205H183V210H186V209H184ZM192 207H194V204ZM219 207H218V209H219ZM171 208H170V211H171ZM189 208H191V206ZM113 209H111V210H113ZM221 209H222V206H221ZM83 210L86 211V213L84 211V214H85L84 216L80 213L81 211L83 213ZM138 210L140 211V209H138ZM166 210H167V208L165 209V211ZM179 210H181V207L179 208ZM179 210H177V208L175 209V211H178V212H179ZM183 210H181V212H180L181 214H182ZM195 210L198 211L197 208ZM255 210L256 211L251 212L253 215L254 214L257 215L258 213H260L262 208L259 206ZM78 211L81 214V216H83V217L80 216V219L78 218L80 215L78 213ZM135 211H137V209ZM168 212H169V210H168ZM171 212H173V211H171ZM178 212H176V214ZM193 212L191 209V212H188V213H190V215H193V214H191ZM145 213L147 214V212H145ZM105 214L107 215L106 212H105ZM149 214H150V212H149ZM176 214H174V215H176ZM196 214L197 213H195V215ZM143 215H144V213H143ZM151 215H152V211H151ZM156 215H157V213H156ZM158 215H159V213H158ZM158 215L156 218L154 217V219H152L153 217L151 219L148 218L149 220L147 219L148 221H145L141 225V228H139L141 234L143 235V237H142L143 246H142L141 250L144 252L152 251L153 247L156 245L155 244L157 241L156 238H159L158 237L159 224H160L161 218H165V213L164 214L160 213V216H158ZM170 215H169V217H170ZM186 215H188V214L186 213ZM186 215H184V218ZM134 216H135V213H134ZM182 216L183 215H181V218H182ZM197 216L198 215H196V217H194V220H193V216H191L193 223L196 222V220H197L196 223L199 222L198 221L199 218H197ZM176 217L181 219L179 217V215H176ZM100 218H101V216H100ZM109 218H111V217L109 216ZM126 218H128V217H126ZM133 218L137 219L136 217H133ZM195 218H196V220H195ZM135 219L133 220L134 222H135ZM169 219L170 218H168V220ZM174 219H175V217H174ZM76 220L82 221L81 224L83 223L82 229L84 230V232L82 233L80 231L81 234H77L78 230H76V229H78V228L76 227L77 226ZM111 220H113V219H111ZM188 220H190V217ZM21 221H23V222H21ZM142 221H144V220L141 219L140 222H142ZM178 221H180V220H178ZM181 221H182V219H181ZM30 222L34 225H32ZM101 222H102V220H101ZM130 222H132V221H130ZM137 222H139V221L137 220ZM78 224H80V222ZM81 224H80V227L82 226ZM180 224H182V223L180 222L178 225L180 226ZM192 224H190V225H192ZM137 225H138V223H137ZM202 225H204V224L202 223ZM72 226L75 228L74 231L76 230V232H75V234H71L72 237L70 236V238H67L68 235H66V232L70 231L72 229ZM70 227H71V229H70ZM113 227L115 230L116 226L113 225ZM132 227H134V226H132ZM186 227H189V226H186ZM65 228H66V230H65ZM162 228H163V226L161 227L160 232H161ZM164 228H163V230H164ZM184 228H185V226H184ZM192 228H193V226H192ZM196 228L201 229V231L199 229L198 233L195 231L197 235L200 234V236H201L202 235L201 232H202V230H204L203 227L198 224V226ZM204 228H205V230H206V228L209 229V227H205V226H204ZM119 229H121V228H119ZM182 230L188 231V232L185 231L183 234H179L180 236L181 235L186 236V238L182 237V238H185L186 241L188 239L190 240L191 238L192 239L194 238L193 236H191V235H195L194 233H192V231L194 229L189 230V228L188 229L182 228ZM95 231L98 232L99 236L97 235V233ZM137 231H138V226H137ZM190 231H191V234H190ZM115 232L118 234L117 230ZM123 232H125V231H123ZM71 233H73V231H71ZM181 233H182V231H181ZM186 233H189L188 236H190V237L187 238ZM50 234H52L53 236L55 235L54 238L55 237L60 238L61 242H59V244H58L56 242V240H54V238H50L51 236L49 237ZM161 234H163V233L161 232ZM80 235H81V237H80ZM197 235H195V237ZM160 236H162V235H160ZM119 237H121V236H119ZM144 237H145V239H144ZM65 238H67V239H65ZM182 238H180V240H182ZM198 238H200V237H198ZM91 239H92V243L89 244L88 240H91ZM118 240L120 241L119 238H118ZM178 241L176 242L177 245L180 244V242L178 243ZM184 242H185V240H184ZM60 244H63V246H59ZM109 244H111V243H109ZM115 244H116V242H115ZM115 244H113V245L115 246ZM183 245H185V243ZM62 249L65 250L64 253H62ZM121 249H125V248L122 246L120 248H118L119 251ZM165 249L166 248H164V250ZM81 250L82 251L83 250L84 251L89 250V252H87L88 254L86 253L87 255H85V256H84V254L79 255L80 252L82 254ZM141 250H139V251L142 254ZM158 250H159V248H158ZM173 251H174V249H173ZM155 252H157V255H158V251H155ZM121 253L123 254V252H121ZM160 253L162 254L163 252H160ZM172 253L173 252H171V255H169L170 257L174 255V254L172 255ZM239 254H241V253H239ZM111 255H113V254H111ZM144 255H148V254H144ZM175 256L176 255H174L173 257H175ZM123 257H122V259H123ZM163 257L165 259V256H163ZM90 258H92V257H90ZM91 261H92V259H91Z\"/></svg>","mask_w":264,"mask_h":264}]
</instances>
